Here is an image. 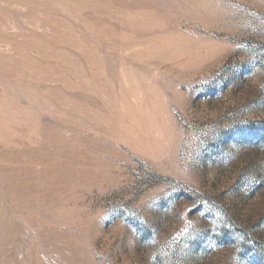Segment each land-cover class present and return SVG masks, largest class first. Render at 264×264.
<instances>
[{"label": "rangeland", "instance_id": "obj_1", "mask_svg": "<svg viewBox=\"0 0 264 264\" xmlns=\"http://www.w3.org/2000/svg\"><path fill=\"white\" fill-rule=\"evenodd\" d=\"M0 264H264V0H0Z\"/></svg>", "mask_w": 264, "mask_h": 264}]
</instances>
